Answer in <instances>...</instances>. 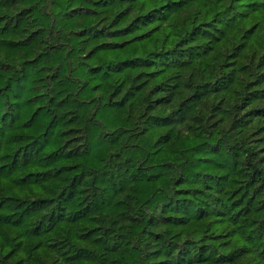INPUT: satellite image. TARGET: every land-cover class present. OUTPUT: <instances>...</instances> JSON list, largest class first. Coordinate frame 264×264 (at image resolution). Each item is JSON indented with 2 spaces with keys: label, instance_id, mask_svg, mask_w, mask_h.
<instances>
[{
  "label": "trees",
  "instance_id": "1",
  "mask_svg": "<svg viewBox=\"0 0 264 264\" xmlns=\"http://www.w3.org/2000/svg\"><path fill=\"white\" fill-rule=\"evenodd\" d=\"M0 264H264V0H0Z\"/></svg>",
  "mask_w": 264,
  "mask_h": 264
}]
</instances>
